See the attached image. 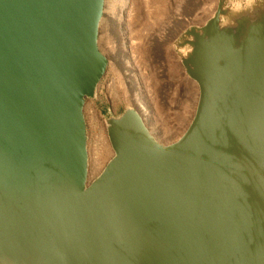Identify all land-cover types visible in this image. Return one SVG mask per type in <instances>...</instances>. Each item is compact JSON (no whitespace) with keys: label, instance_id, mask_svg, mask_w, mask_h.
<instances>
[{"label":"water","instance_id":"obj_1","mask_svg":"<svg viewBox=\"0 0 264 264\" xmlns=\"http://www.w3.org/2000/svg\"><path fill=\"white\" fill-rule=\"evenodd\" d=\"M223 4L184 33L182 136L109 109L114 156L90 181L106 0H0V264H264V24L222 26Z\"/></svg>","mask_w":264,"mask_h":264},{"label":"rangeland","instance_id":"obj_2","mask_svg":"<svg viewBox=\"0 0 264 264\" xmlns=\"http://www.w3.org/2000/svg\"><path fill=\"white\" fill-rule=\"evenodd\" d=\"M218 1L106 0L99 45L109 66L97 98L87 100L85 107L90 181L114 156L105 123L109 109L118 115L126 107L136 108L165 144L179 139L188 128L199 87L188 77L175 40L187 27L204 25L217 10ZM97 132L105 135L111 152L93 172L91 144Z\"/></svg>","mask_w":264,"mask_h":264},{"label":"flooded vegetation","instance_id":"obj_3","mask_svg":"<svg viewBox=\"0 0 264 264\" xmlns=\"http://www.w3.org/2000/svg\"><path fill=\"white\" fill-rule=\"evenodd\" d=\"M222 1L224 3V14L227 15L224 17V14H222V20L232 18L234 15L237 16L238 14H242L244 18L250 19L248 26H252L253 24V27L258 28L257 25L264 24V0H219L218 6ZM248 4H251L250 8L246 7V5ZM237 6H242V10L237 11ZM189 27H187L182 33H180L175 40L176 48L180 53L182 52L181 44L184 40L187 39L184 33Z\"/></svg>","mask_w":264,"mask_h":264},{"label":"bare ground","instance_id":"obj_4","mask_svg":"<svg viewBox=\"0 0 264 264\" xmlns=\"http://www.w3.org/2000/svg\"><path fill=\"white\" fill-rule=\"evenodd\" d=\"M145 10L146 9H144V11ZM96 135H95V138H94V142L91 144L92 148H91V159L90 160H91V166H92L93 172H95L99 168V166L101 165L102 160L105 157H107L110 154V152H111V146L107 142V140L105 138V135L102 132H100V133L97 132Z\"/></svg>","mask_w":264,"mask_h":264},{"label":"clouds","instance_id":"obj_5","mask_svg":"<svg viewBox=\"0 0 264 264\" xmlns=\"http://www.w3.org/2000/svg\"><path fill=\"white\" fill-rule=\"evenodd\" d=\"M246 7H251V4H248V5H246ZM237 11H240V10H242V6H237V9H236ZM229 24V20L228 19H224L223 20V23H222V26H227Z\"/></svg>","mask_w":264,"mask_h":264}]
</instances>
